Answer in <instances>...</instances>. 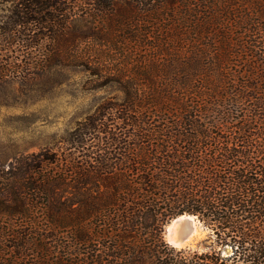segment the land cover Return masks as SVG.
Here are the masks:
<instances>
[{
    "label": "trees",
    "instance_id": "obj_1",
    "mask_svg": "<svg viewBox=\"0 0 264 264\" xmlns=\"http://www.w3.org/2000/svg\"><path fill=\"white\" fill-rule=\"evenodd\" d=\"M8 1L0 78L70 66L115 94L0 161V264H264V0ZM183 213L202 248L165 239Z\"/></svg>",
    "mask_w": 264,
    "mask_h": 264
},
{
    "label": "rangeland",
    "instance_id": "obj_2",
    "mask_svg": "<svg viewBox=\"0 0 264 264\" xmlns=\"http://www.w3.org/2000/svg\"><path fill=\"white\" fill-rule=\"evenodd\" d=\"M10 3L0 0L1 21ZM8 44L2 51L5 61L18 52ZM101 84L102 81H91L75 67L55 64L34 67L24 78L12 72L3 75L0 78V161L7 162L46 145H60L58 140L76 121L115 94L113 85ZM194 222L190 224L196 225L197 232L175 247L204 246L206 230L201 222ZM164 236L166 239L165 233Z\"/></svg>",
    "mask_w": 264,
    "mask_h": 264
},
{
    "label": "bare ground",
    "instance_id": "obj_3",
    "mask_svg": "<svg viewBox=\"0 0 264 264\" xmlns=\"http://www.w3.org/2000/svg\"><path fill=\"white\" fill-rule=\"evenodd\" d=\"M190 219L191 217L184 215H179L173 218L171 224L168 223L166 226V230H165L166 240L172 243L173 245H178L176 244L175 240L178 237L179 233H181L186 229L187 221H189ZM192 222L195 223L194 221Z\"/></svg>",
    "mask_w": 264,
    "mask_h": 264
},
{
    "label": "water",
    "instance_id": "obj_4",
    "mask_svg": "<svg viewBox=\"0 0 264 264\" xmlns=\"http://www.w3.org/2000/svg\"><path fill=\"white\" fill-rule=\"evenodd\" d=\"M180 215L191 217V219L189 221H187L186 229L184 231H182L181 233H179L178 237L175 240V242H176V244H178V246H180L187 238H189L190 236H192L193 234H195L197 232L196 227H194L193 224H190V221H197L200 223L199 219L197 218V216L195 214L183 213ZM170 244H172V243H170ZM173 246H177V245H173Z\"/></svg>",
    "mask_w": 264,
    "mask_h": 264
}]
</instances>
